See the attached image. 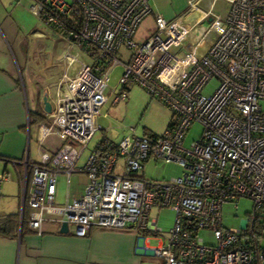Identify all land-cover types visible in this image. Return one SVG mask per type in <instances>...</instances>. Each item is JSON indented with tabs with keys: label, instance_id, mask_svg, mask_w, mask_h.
Returning a JSON list of instances; mask_svg holds the SVG:
<instances>
[{
	"label": "built area",
	"instance_id": "obj_1",
	"mask_svg": "<svg viewBox=\"0 0 264 264\" xmlns=\"http://www.w3.org/2000/svg\"><path fill=\"white\" fill-rule=\"evenodd\" d=\"M216 1L207 9L191 1L203 14L192 26L154 11L150 0L35 1L34 11L61 28L71 45L87 49L91 60L66 53L68 67L80 66L56 84L52 109L38 126L37 158L12 160L22 163L21 222L28 213L39 233L46 222H67L77 236L94 227L159 235L152 209L169 206L175 224L150 250L161 264H264V0H227L226 16L216 12ZM151 15L155 24L142 36L141 23ZM195 26L202 36L192 42ZM117 65L123 70L113 103L128 99L129 84L137 83L173 116L161 133L138 134L132 127L121 138L104 136L91 145L104 130L100 109L110 100ZM212 79L219 86L204 94ZM197 122L203 131L188 146L186 135ZM53 134L61 145L46 149ZM152 158L178 161L185 172L149 178L142 168ZM78 172L88 175L83 191L71 198L68 187L59 202V177L70 181ZM8 178L2 172L0 183ZM242 197L254 201L249 221L230 229L223 206ZM202 229L213 231L216 241L207 242Z\"/></svg>",
	"mask_w": 264,
	"mask_h": 264
},
{
	"label": "crops",
	"instance_id": "obj_2",
	"mask_svg": "<svg viewBox=\"0 0 264 264\" xmlns=\"http://www.w3.org/2000/svg\"><path fill=\"white\" fill-rule=\"evenodd\" d=\"M12 1H16L15 5L20 1L22 4L29 3V0ZM191 1H197L201 9H207L213 5V0H150L154 11L163 13L168 19L182 18L189 26L198 22L203 16L200 9L190 7ZM216 3L214 4V9ZM18 8L16 7V9ZM13 13H15L14 10L8 11L4 5L3 7L0 5V150H2V142L4 143L7 140V136H9L8 138L15 136L22 142L26 141V136L28 145L23 157L26 156L29 159L33 158L29 148L32 140L33 125L29 124V111L32 108L28 101L30 95L26 85L28 83L31 84L29 89L31 95L37 97L38 107H40L38 110L41 109L46 113L42 89L45 91L53 87V90L56 91V84L61 79L62 73L67 71L73 74L79 68L80 63L78 62L68 67L65 55L69 50L72 53H77L78 57L80 55L79 52L74 51L76 45H71L68 39L66 41L61 33L57 31L58 34L55 31V37L58 42H65L63 43L65 52L63 50L58 64L51 61L50 52L46 51L44 53L42 50L45 46H39L37 49L33 48L32 32L29 31L30 29H23V23L20 18ZM148 18L150 22L145 30L152 28L155 24L153 15L148 16L146 19ZM194 30L198 33V26H195L189 34L191 35ZM197 37L198 35L192 42ZM43 53L44 55L47 54L48 57L47 60L42 62L39 60L40 55L38 54L43 55ZM35 63L41 65L37 77L45 78L46 75H53L60 68L58 71L59 77L51 79L48 84H40L41 88H39V85L36 86ZM41 71L44 72L43 75ZM51 102L53 103V99ZM38 110L36 109L35 111ZM55 146L53 145L51 148ZM0 154L15 157L9 153L0 152ZM0 160L4 161L3 172L7 174L9 173V170L6 171L9 162L14 164L21 182L20 170H22V163L16 166L15 162L11 160H4L1 157ZM21 160L24 159L22 158ZM21 194L22 187L17 197L18 199L15 198V195L13 196L10 208L8 207L6 210L0 208V211L6 213L20 211L21 216ZM26 219H28V216ZM27 223L29 224V222ZM56 224H58V227L54 228L52 226L55 223L46 222L43 232L39 233L34 230L30 232L27 229L23 234L20 233V237L18 236L17 238H7L0 235V264H145L147 257L152 255L150 249L146 245L141 244L140 237L143 233H140L135 228L115 230L94 227L88 235L77 236L72 231H69V233L60 232L61 225L59 223ZM159 264H161V261H159Z\"/></svg>",
	"mask_w": 264,
	"mask_h": 264
},
{
	"label": "rangeland",
	"instance_id": "obj_3",
	"mask_svg": "<svg viewBox=\"0 0 264 264\" xmlns=\"http://www.w3.org/2000/svg\"><path fill=\"white\" fill-rule=\"evenodd\" d=\"M16 1H10V0H0V5L3 7V5L6 7V9L14 10L15 13H13L16 17H19L21 22L23 23L22 27L23 29H30L29 31L32 32V40H33V48L37 49V47L42 46L44 47L43 52L46 53V51L50 52L51 61L55 62L56 64L60 61V56L63 53V50L65 52L64 44L65 42H58V39L55 37V29L48 24L45 23V21L38 16V14L34 11V1L29 0V3L25 4L20 1L17 5H15ZM3 4V5H2ZM16 7H19L16 9ZM216 12L222 13L223 16H226L228 14V2L227 0H218L216 3ZM150 22V19L144 20L142 22L140 28H139V34L143 36L144 31L146 27L148 26V23ZM207 26H210L212 24L211 21H207ZM25 27V28H24ZM57 32V31H56ZM58 33V32H57ZM59 34V33H58ZM197 35L202 36L201 29L197 33L196 30L193 31V33L190 35L189 39L192 41L194 38H196ZM198 40V39H195ZM67 41V39H66ZM39 43V45H38ZM43 44V45H42ZM67 45V44H66ZM65 45V46H66ZM208 45H205L202 50L206 49ZM76 49L74 51L79 52V58L83 60L84 62L90 61L91 56L86 50L81 49L78 45L75 46ZM47 49V50H46ZM67 52V51H66ZM40 55L39 60L45 61L47 60V54ZM35 77H36V86L39 85V88H41L40 84H48L51 79H56L59 77V70L53 75H46L45 78H40V76L37 77L38 72H40L41 65L35 63ZM61 65V64H60ZM64 68V65H63ZM62 68V69H63ZM123 66L117 65L112 70L111 80L109 82V88H108V94L110 100L106 102L101 107V113L99 117V122L102 123L104 130L98 131L91 141V145L95 144L98 140H100L104 136H117L118 138H121L125 136V134L130 133L132 130V127L136 129L135 133L143 134L146 130H152L154 132L161 133L163 131L168 122L171 120L172 116V110L170 107H168L161 99L152 96L148 90H146L143 86L137 83H131L128 99L120 102L113 103L115 99V86L118 83V80L120 76L122 75ZM42 75L44 74L43 71H41ZM53 77V78H52ZM30 83L26 85V89L29 90V99L28 101L31 104L32 110H38L40 107H38V101L37 97H34L31 95V91L29 89ZM219 86V81L217 79H212L202 90L204 94H212L215 89ZM54 88L51 87L50 90L43 91L42 94L47 95L48 100L52 101L53 97L56 94V91L53 90ZM119 89V88H118ZM117 90V88H116ZM50 92V93H48ZM41 110V109H40ZM39 111V110H38ZM33 129L31 133V145L29 148L31 149V157L37 158L38 156V142H37V127L38 125L32 124ZM202 125L201 123L197 122L195 123L189 132L186 135L185 143L186 145L190 146L191 142L194 139H198V137L202 133ZM7 140L2 142V150H0L1 153L10 154L12 156H15L16 158H23V155L26 153V146L28 145L27 137L25 142H22L19 138H8ZM1 142V141H0ZM56 145L55 147H58L61 145V141L57 136L54 134L49 137L45 143L46 149H53L51 146ZM89 154V152H86L81 160L80 165L84 164L86 161V157ZM4 161L0 160V174L4 171ZM143 169V173L145 176L149 178H155L159 180H163V178H175V176L183 175L185 172V167H183L178 161L173 160H166L164 158L155 160L154 158L146 161ZM9 170V171H8ZM8 171L9 178L4 179L0 183V208L2 210H6L8 207L10 208L12 198L15 195V198L18 197L21 186H20V180L19 175L17 174V170L12 162H9L8 164ZM5 173V172H4ZM6 174V173H5ZM88 175L86 172H78L74 173L70 177V181H68L67 175H61L59 177V189H58V201L64 202L66 201V194L69 187V196L71 198H74L78 196L84 189L85 185L87 184ZM18 199V198H17ZM254 206V201H252L251 198L242 197L240 199H237L235 201H225V204L223 206V225L227 226L230 229H237L244 226L250 218L249 211L252 210ZM9 210V209H8ZM152 217H158L157 227L162 229L163 232L159 235H147L142 234L140 237L141 244L144 246L148 245L149 249L153 253L154 246H157L161 241L160 237H163L165 239V235L172 229V227L175 224L176 221V210L169 206L159 207L154 206L152 209ZM52 227L57 228L58 224L53 225ZM264 232V230H263ZM200 235L206 239L207 242L214 243L216 241V238L214 237V232L208 229H205L200 232ZM148 238L150 239L148 244ZM147 241V242H146ZM262 243H264V236L261 239ZM143 249V247H142ZM159 258L157 255H149L147 257V260L145 264H159Z\"/></svg>",
	"mask_w": 264,
	"mask_h": 264
},
{
	"label": "trees",
	"instance_id": "obj_4",
	"mask_svg": "<svg viewBox=\"0 0 264 264\" xmlns=\"http://www.w3.org/2000/svg\"><path fill=\"white\" fill-rule=\"evenodd\" d=\"M11 1V0H10ZM34 1V5H35V1ZM38 16H40L41 18L44 19V21H46L47 24H49L52 28H54L56 31H58L59 33H61L65 39L66 36L64 34V31L57 27L56 25L52 24L46 16L43 15V13H39ZM86 51L88 52V50L86 49ZM30 121L29 124L32 126V124H36L39 126V124L41 122H43L46 118L47 115L46 113H44V111L39 110V111H35V110H30ZM29 152V151H27ZM1 158H4V160H21L22 158H16V157H11L9 155H3L0 154ZM15 161V164L17 166V164H20L21 162H17ZM1 195V193H0ZM28 212V211H27ZM26 216H28V213H26ZM20 211L18 212H2L0 211V235L1 236H5V237H9V238H17L18 236L20 237V233H24V231L30 230V232H32L33 230L35 231V229L31 228L29 226V224L27 223V219L26 217L23 218L22 222L20 221ZM261 227V226H260ZM260 227L258 228V232H260ZM142 232V231H141ZM140 232V233H141ZM143 234H148L146 232H142Z\"/></svg>",
	"mask_w": 264,
	"mask_h": 264
},
{
	"label": "water",
	"instance_id": "obj_5",
	"mask_svg": "<svg viewBox=\"0 0 264 264\" xmlns=\"http://www.w3.org/2000/svg\"><path fill=\"white\" fill-rule=\"evenodd\" d=\"M43 100H44V103H45L44 109L47 112H50L51 109H52V102L50 100H48L47 95H44ZM60 232L69 233V223L63 222V224L60 227Z\"/></svg>",
	"mask_w": 264,
	"mask_h": 264
}]
</instances>
